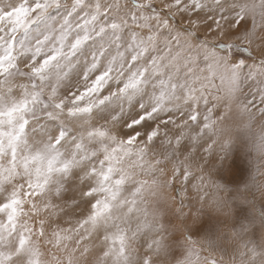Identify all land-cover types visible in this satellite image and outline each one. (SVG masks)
<instances>
[{"label": "snow or ice", "instance_id": "obj_1", "mask_svg": "<svg viewBox=\"0 0 264 264\" xmlns=\"http://www.w3.org/2000/svg\"><path fill=\"white\" fill-rule=\"evenodd\" d=\"M0 264H264V0H0Z\"/></svg>", "mask_w": 264, "mask_h": 264}]
</instances>
